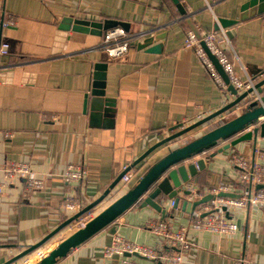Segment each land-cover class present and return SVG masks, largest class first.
<instances>
[{
  "label": "crops",
  "instance_id": "obj_1",
  "mask_svg": "<svg viewBox=\"0 0 264 264\" xmlns=\"http://www.w3.org/2000/svg\"><path fill=\"white\" fill-rule=\"evenodd\" d=\"M247 1L179 3L205 34L214 31L218 18L238 19L240 8ZM263 16L261 13L255 19L238 23L223 30L224 34L217 32L221 47L236 60L239 77H257L255 84L264 81ZM9 18L15 20L14 25L2 26ZM65 18L128 23L131 46L127 53L112 57L104 48L103 31L83 35L63 30ZM148 31H153L152 36L165 34L159 43L161 53L137 49L143 40L137 36ZM187 31L186 20L171 0H0V45L10 46L8 54L0 57V264L36 263L38 253L53 248L130 191L171 151L235 119L238 114L230 109L211 124L134 165L163 139L238 99L221 90L194 51L184 47ZM97 63L107 65V78L104 100L94 112L89 101ZM259 91L264 99V87ZM249 99L237 105L245 106ZM86 101L88 109L84 114ZM240 135L218 142L189 160L190 164L205 157L207 167L184 189L232 182L239 171L229 162L233 155L250 157L264 165V138L260 136L256 142L245 141L221 154L216 152ZM213 153L217 155L212 158ZM11 161L27 163L37 175H46L47 188L26 199L22 180L3 186V168ZM71 164L86 168L83 184L61 179ZM127 166L132 179L120 188L117 185ZM118 179L101 205L71 222L75 215L61 207L65 197L76 198L84 210ZM179 196L177 209L171 203L166 205V220L187 229L189 246L179 264H264V208L246 207L231 212L230 218L239 231L226 237L188 229L190 216L183 211V202H191L187 195ZM159 219L161 216L153 209L135 205L114 223L116 235L165 252L162 239L146 228L149 222ZM112 237L102 232L58 264H121L119 257H104L103 250ZM44 239L48 240L43 246L17 259Z\"/></svg>",
  "mask_w": 264,
  "mask_h": 264
},
{
  "label": "water",
  "instance_id": "obj_2",
  "mask_svg": "<svg viewBox=\"0 0 264 264\" xmlns=\"http://www.w3.org/2000/svg\"><path fill=\"white\" fill-rule=\"evenodd\" d=\"M171 1L176 6L177 11L179 12L180 16H182V19L186 20L189 31H191L199 41H202L201 31L193 23L190 15L179 3V0ZM261 13H264V0H248L241 6L238 19L232 20L218 18L217 24L214 27V31L220 32L237 25L238 23L255 19L259 17ZM61 29L83 35H92L99 33L100 31H103L105 35L108 32H113L116 30H121L128 35L131 34L130 25L128 23L111 19H106L101 22H94L82 19L65 18L62 21ZM152 34L153 31H148L147 33L137 36L138 38L143 39L139 41L137 45L138 50H144L147 53L154 54L161 53L162 46L159 45V43L165 38V34H158L155 36H152ZM201 44L218 73L221 75L225 83L229 85L228 76L218 63L217 59L210 53L203 42H201ZM106 70V64L97 63L94 65L93 83L90 90L91 101H89V106L94 112L101 107V100H104L105 97L107 78ZM262 87H264V81L257 84L255 88L248 93L238 95V92L235 90V88L233 86H229V91L232 93V95L236 97L238 96V99L235 103L228 105L217 113L202 119L201 121L179 131L178 133L171 135L170 137L163 139L150 148L134 165H138L143 159H145L151 153H155L162 147L173 145L182 138L188 136L193 131H197L202 127L211 124L215 119L225 114L235 105L240 103V101H243V99H245L250 93H253L254 91L258 92V90H260ZM262 101V104H259L256 101L252 102L249 105L247 111L239 115L237 118L229 120L228 122L215 127L212 129V131L205 133L203 136L193 139L190 142L183 143V145L171 151L164 159L153 166L130 191L120 196L94 218L88 220L77 231L56 244L50 252H48L44 257L34 264H58L61 260L71 254V252L80 248L102 232H106L110 236H115L117 234V227L114 226V223L135 205H139L141 209L149 207L161 216V220L167 219L168 209L166 208V205L173 202V208L177 209L181 202L179 195L181 193L189 195V192L184 189V186L192 181L191 179L196 177L199 172H203L207 167L205 159H197L195 162L190 164L187 163L189 160H193V158L197 157V155L200 156L205 149L217 145L218 142L226 141L240 134L242 135L231 141L229 144L221 147L216 152L221 154L230 150L232 147L236 148L242 142L251 140L256 142L259 136L264 138V99ZM87 109L88 101H86V111L84 114L87 113ZM217 153H213L210 156L213 158L217 155ZM119 180L120 179L112 183V185L105 191L102 197L72 217L71 222L79 221L85 215L91 213L95 208L101 205L102 202L110 195L113 188L118 184ZM263 188V185H258L256 187L257 190H261ZM220 196L237 198L234 194H222ZM212 199V196H207L204 199L195 201L193 203H189L187 201L183 202V211L190 213L192 210H195L197 206L205 204ZM223 211L226 212L227 217H229V213L227 212L226 208H223ZM69 223L70 221L63 224L55 233L51 235V238ZM44 240V242L32 246L29 251L20 254L17 259H21L29 252L37 250L43 246V244L48 239ZM125 256L127 258H135L156 263L155 260H147V258L137 254H126Z\"/></svg>",
  "mask_w": 264,
  "mask_h": 264
},
{
  "label": "built area",
  "instance_id": "obj_3",
  "mask_svg": "<svg viewBox=\"0 0 264 264\" xmlns=\"http://www.w3.org/2000/svg\"><path fill=\"white\" fill-rule=\"evenodd\" d=\"M209 8L211 4H208ZM264 21V16L262 17ZM15 20L9 18L3 22L4 27L14 25ZM219 33V32H218ZM225 33V31H220ZM131 38L121 30L108 32L104 37V48L112 57H118L128 52L131 46ZM203 42L210 53L217 59L223 70L228 76L229 85L225 83L221 75L216 70L214 64L202 47ZM183 45L185 48L193 50L200 62L206 67L207 71L215 81L217 86L226 92L229 91V86H233L238 92V95L248 93L257 85L256 78L248 74L246 79H241L237 73L236 60L221 47V41L218 38L217 32L211 31L202 34V41H199L191 31H187ZM9 44L0 45V57L5 56L9 52ZM263 88V87H262ZM249 99V104L242 106H234L232 110L238 115L247 111L249 105L256 101L262 104V93L258 90L250 93L246 98ZM228 112V111H227ZM226 112V113H227ZM222 116V115H221ZM45 118V116H44ZM53 118V117H51ZM245 133V132H244ZM8 136L9 133H6ZM203 159L206 160L205 157ZM229 162L238 168V174L230 183L218 184L212 188H194L190 185L187 195L190 202L200 201L207 196H212L213 199L205 204L199 205L195 210L189 213L188 229L199 232L215 235L232 236L239 231L238 225L230 218V213L238 209L253 207L264 208V188L257 190L258 185L264 186V165L256 163L252 158L241 155H233ZM122 177L117 185L120 188L125 187L132 179L129 167H124ZM4 183L3 186H12L16 181L24 182L23 197L29 198L34 194L43 191L47 188L48 179L46 175H37L32 171L29 164L24 162L11 161L3 168ZM87 177L86 168L81 165H67L62 173L61 179L65 183L83 184ZM190 184V183H189ZM1 191V190H0ZM111 194V193H110ZM222 194H234L237 198L221 197ZM174 206V203H171ZM61 207L65 211L76 215L82 211L79 201L72 197H65ZM226 208L229 213L227 217ZM85 224V223H84ZM82 224V226L84 225ZM146 228L155 236L163 241V246L166 251L159 250L154 247H147L134 241L121 238L117 235L112 237L108 243L104 257L107 259L121 258V264H137L134 258H127L126 254H137L147 258V260H155L156 262H164L165 264H179L188 250L189 243L187 241L186 227H176L173 223L165 220H154L147 224ZM178 249V250H177ZM38 253L40 256L44 253Z\"/></svg>",
  "mask_w": 264,
  "mask_h": 264
},
{
  "label": "bare ground",
  "instance_id": "obj_4",
  "mask_svg": "<svg viewBox=\"0 0 264 264\" xmlns=\"http://www.w3.org/2000/svg\"><path fill=\"white\" fill-rule=\"evenodd\" d=\"M54 247H55V245H54ZM52 249H53V248H51V249L45 251V252H44L42 255H40V256H36V261H35V262L39 261L42 257H44V256H45L48 252H50Z\"/></svg>",
  "mask_w": 264,
  "mask_h": 264
},
{
  "label": "rangeland",
  "instance_id": "obj_5",
  "mask_svg": "<svg viewBox=\"0 0 264 264\" xmlns=\"http://www.w3.org/2000/svg\"><path fill=\"white\" fill-rule=\"evenodd\" d=\"M119 237H120V236H119ZM121 238H122V237H121ZM111 240H112V239H111ZM111 240H110V241H111ZM107 246H108V244L105 246V248H104V250H103V251H106V249H107Z\"/></svg>",
  "mask_w": 264,
  "mask_h": 264
}]
</instances>
